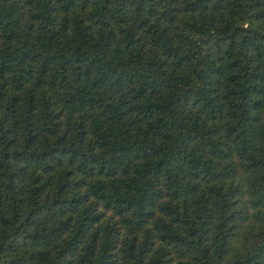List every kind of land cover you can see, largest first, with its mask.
Segmentation results:
<instances>
[{
  "label": "trees",
  "instance_id": "16d2710c",
  "mask_svg": "<svg viewBox=\"0 0 264 264\" xmlns=\"http://www.w3.org/2000/svg\"><path fill=\"white\" fill-rule=\"evenodd\" d=\"M0 264H264V0H0Z\"/></svg>",
  "mask_w": 264,
  "mask_h": 264
}]
</instances>
